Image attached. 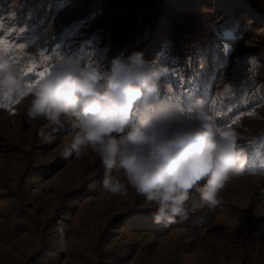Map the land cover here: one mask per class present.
Wrapping results in <instances>:
<instances>
[{"label":"rangeland","instance_id":"374dc122","mask_svg":"<svg viewBox=\"0 0 264 264\" xmlns=\"http://www.w3.org/2000/svg\"><path fill=\"white\" fill-rule=\"evenodd\" d=\"M46 2L45 24L29 19L34 12L19 23L25 0H0L9 8L0 58L21 70L20 88L0 93V264H264V0ZM133 53L168 66L161 99L181 111L210 109L248 156L220 207L167 228L134 189L124 197L102 190L90 149L62 158L75 117L53 125L26 116L53 70L110 68Z\"/></svg>","mask_w":264,"mask_h":264},{"label":"clouds","instance_id":"9594fccd","mask_svg":"<svg viewBox=\"0 0 264 264\" xmlns=\"http://www.w3.org/2000/svg\"><path fill=\"white\" fill-rule=\"evenodd\" d=\"M168 73L141 53L116 58L110 68H57L33 89L26 110L29 120L53 125L75 117L62 158L90 149L104 170L102 190L124 197L134 189L156 206L153 222L165 228L205 206L220 207V192L244 174L248 160L238 132L218 125L210 109L181 111L161 99ZM20 86V68L0 58V93Z\"/></svg>","mask_w":264,"mask_h":264},{"label":"trees","instance_id":"16d2710c","mask_svg":"<svg viewBox=\"0 0 264 264\" xmlns=\"http://www.w3.org/2000/svg\"><path fill=\"white\" fill-rule=\"evenodd\" d=\"M3 2V1H2ZM46 0H25V6H18L17 16L19 23H24V20L32 12L34 14L29 18L35 22L41 20L44 17L45 24L51 17L52 10L47 7ZM0 6V16L7 13V8H4L3 4Z\"/></svg>","mask_w":264,"mask_h":264},{"label":"snow or ice","instance_id":"6c2138e0","mask_svg":"<svg viewBox=\"0 0 264 264\" xmlns=\"http://www.w3.org/2000/svg\"><path fill=\"white\" fill-rule=\"evenodd\" d=\"M29 70H31V68ZM40 75L43 77L45 74L44 73H40ZM216 115H219V113H216ZM237 119H239V117H237Z\"/></svg>","mask_w":264,"mask_h":264}]
</instances>
